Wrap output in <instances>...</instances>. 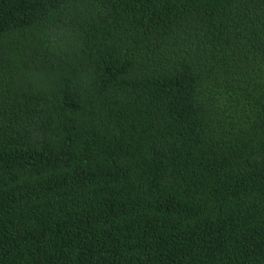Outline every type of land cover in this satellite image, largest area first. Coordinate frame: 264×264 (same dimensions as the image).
<instances>
[{"label":"trees","instance_id":"1","mask_svg":"<svg viewBox=\"0 0 264 264\" xmlns=\"http://www.w3.org/2000/svg\"><path fill=\"white\" fill-rule=\"evenodd\" d=\"M0 264H264V0H0Z\"/></svg>","mask_w":264,"mask_h":264}]
</instances>
